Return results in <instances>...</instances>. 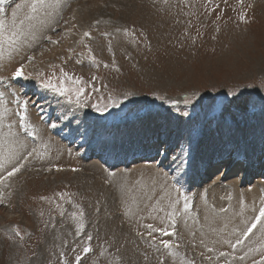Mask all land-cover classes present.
Returning a JSON list of instances; mask_svg holds the SVG:
<instances>
[{
    "label": "rangeland",
    "instance_id": "374dc122",
    "mask_svg": "<svg viewBox=\"0 0 264 264\" xmlns=\"http://www.w3.org/2000/svg\"><path fill=\"white\" fill-rule=\"evenodd\" d=\"M31 3L5 0L0 12V133L2 127L17 132L27 150L37 147L44 155L30 158L0 186V264H76V255L82 264H159L161 255L166 264H264L259 226L235 248L225 242L235 243L264 202V188L255 187L264 182V0H45L35 13ZM124 29L136 32L135 43ZM85 31L91 35L84 37ZM29 56H35L26 69L32 76L16 80L13 71ZM113 58L118 72L104 67ZM61 69L82 78L88 106L76 109L42 87V81L57 82ZM23 99L33 110L28 123L35 138L18 126L15 102ZM92 104L107 110L97 112ZM73 109L71 122L61 119ZM223 130L235 142L232 149L219 138ZM47 135L60 139L58 154L46 149ZM210 137L217 151H206ZM142 151L156 157L130 160ZM241 154L259 176L231 185L239 175L224 173L227 162L218 158L229 155L227 165L236 159L232 167L240 169ZM218 168L220 179L206 176ZM63 192L69 196L61 199ZM185 197L190 208L182 224ZM173 212L176 225L169 219ZM205 217L216 223L210 226L221 241L202 238L211 234ZM149 224L175 228L171 237L152 235L178 244V255L150 247ZM86 246L90 253H83Z\"/></svg>",
    "mask_w": 264,
    "mask_h": 264
},
{
    "label": "snow or ice",
    "instance_id": "6c2138e0",
    "mask_svg": "<svg viewBox=\"0 0 264 264\" xmlns=\"http://www.w3.org/2000/svg\"><path fill=\"white\" fill-rule=\"evenodd\" d=\"M5 0H0V12L4 11L3 5H4ZM241 3H243V0H240ZM45 4V0H32V3L30 5L31 11L33 13H35L38 8L43 7ZM21 7V5L17 4L16 8L19 9ZM17 12L14 9L12 11V17H13V21H15ZM28 19H32L31 16L27 17ZM240 19L244 20L245 19V14L242 12L240 14ZM21 24H23V21H21ZM4 28V22L2 20H0V31H2ZM54 31V29H53ZM117 32H120L121 29L117 28L116 29ZM126 35L133 37V43L136 42V32L135 31H130L128 29H124L123 30ZM82 35L84 37H88L91 35V33L85 31L82 33ZM103 35L105 36H109L110 33H103ZM141 35H143V33H141ZM17 36V33L13 32L12 36L9 37V39L15 43V37ZM45 39H47L49 42L56 44L58 43V41L53 40L52 36H46ZM150 46V45H149ZM108 50L112 51V43L111 40L108 41ZM92 52V49L89 48V53ZM35 59V56H29L27 57V61L28 63H20L18 67L15 68V70L13 71L12 75L14 77H24L25 79L29 78L32 76L31 72H26V69L28 67V64L31 63L32 60ZM90 59L93 60V62H96V57L95 56H90ZM104 67L108 68V67H114L115 70L118 72L120 71L119 67H116V61L113 58L111 65L109 64H104ZM61 78L57 81V82H53L52 79H48L46 81H42V87L45 89H48L54 93H56L57 95L61 96V97H66L67 101L69 102V104H73L75 106L76 109L78 108H83L88 106L87 104V98H86V93H85V89L83 87H80L79 85L82 83V78L80 77H72L70 76L67 72H63V70L61 69ZM68 81H72L73 84L77 85L76 87H71V86H67V82ZM3 93H0V96H2ZM228 95H232L235 96L236 93L233 92H229ZM241 95H243L241 93ZM188 101H185V103H187ZM19 103V102H18ZM28 104L29 101L25 100L23 101L22 104H19V107L23 109V111L19 112V116H20V120L19 123L21 126H23L25 128V130L27 131L28 128L30 127L27 122H26V113H27V108H28ZM91 107L95 108L97 112L100 111H106L107 110V106H105L104 108H101L98 104H92ZM5 111H7V109H5ZM73 110H69L68 112H66L61 119H65V120H69L70 121V117H72L73 115ZM185 115H187V113H185ZM74 118V117H73ZM52 127H55V124L51 125ZM29 135L33 136L34 138L36 137V130L33 128L31 131L28 132ZM19 147L21 149L26 150V154H22V155H18L16 152L9 150L6 153H0V169H3V173L2 175H0V186H3L5 184V181H8L11 177L15 176L17 173L21 172V170H23L26 165L30 162V158H35V157H43L44 153L41 152L39 150V148L37 147H32L31 150H27V145L24 144L22 141L19 142ZM8 165H10V167H8ZM59 170V169H58ZM49 171H51V169H49ZM59 196L61 199H64L65 197H68L69 194L66 192L63 193H59ZM40 199H48L47 197H40ZM185 203H184V209L187 210L190 208V204L188 203L187 197L184 198ZM175 203H178V201H176ZM175 203H173L172 207L175 208ZM59 206V205H58ZM77 208H79V205H76ZM223 211V209L221 210ZM61 215H63V212H61ZM73 215L75 216L76 213H73ZM84 215L83 210L81 209L79 212V216L82 218ZM174 215L175 213H170L169 214V219L172 220V223L175 224V220H174ZM246 227L240 231V236L239 238L236 239L235 243L233 244L231 241H225L226 243L231 244V246L233 248L236 247V245L242 244L243 243V239L247 238L249 236L250 233L253 232L254 229L257 228V226H259L260 231L262 233H264V202H262L261 206L259 207L257 214L251 219V221H245ZM84 225L81 223L78 225L79 229H83ZM150 231L147 233V235L149 237H151L152 239V243L150 244V247L156 249L157 252H160L161 248L166 250V254L175 257L176 255H178L176 249L179 247L178 244L174 243L170 238L169 239H160L158 242L156 240V237L153 236V232H159L161 233L162 236H166V237H171L173 235H176V231L175 228L173 227L171 231L161 227V228H155L153 227V225L149 224L146 226ZM16 235H20L19 230H16ZM138 235L143 236V233H138ZM22 239V237H21ZM92 239L91 236L88 237V240L90 241ZM201 243H203V241H201ZM83 253L87 254L90 253L92 251V249L90 247H84L82 249ZM213 249H209V252H212ZM226 253L225 252H220L219 256L223 257L225 256ZM145 259H148L147 253H145ZM208 260H211L212 257L208 256L207 257ZM241 259H243V257H241ZM75 261L76 264H82V259L80 255H76L75 256ZM159 264H166V261L164 259V256L161 255L159 257ZM187 264H195L194 260H189L187 262ZM255 264V262H254Z\"/></svg>",
    "mask_w": 264,
    "mask_h": 264
},
{
    "label": "bare ground",
    "instance_id": "6f19581e",
    "mask_svg": "<svg viewBox=\"0 0 264 264\" xmlns=\"http://www.w3.org/2000/svg\"><path fill=\"white\" fill-rule=\"evenodd\" d=\"M40 16V15H39ZM43 25H45V23L43 24ZM42 28H43V26L42 27H38V28H36V29H39V30H42ZM23 29V28H22ZM37 33H39L38 31H36ZM36 33V34H37ZM39 39V37H38V35H36V39L34 38L33 40H38ZM6 45V44H5ZM1 104H4V103H1ZM1 111V110H0ZM55 111V110H54ZM0 114H2L1 112H0ZM42 115V114H41ZM6 121V120H5ZM42 122V121H41ZM0 123H2V119L0 120ZM40 125V124H39ZM56 126V125H55ZM0 127H1V125H0ZM37 127V126H36ZM42 127H44V126H42ZM13 128V127H12ZM40 128V127H39ZM55 128V127H54ZM60 128V127H59ZM77 128V127H76ZM2 133H0V143L5 147V148H3L2 147V153H6V152H8L9 150H11V151H14V152H16L18 155H21V152H25L26 150H24V149H21L20 147H19V142H23L24 144H26L27 145V148L29 147V144H28V142L26 141V140H18L17 139V136H16V134H17V132H16V134H15V132L14 131H12V130H10V129H5L4 127H2ZM53 130V129H52ZM81 131V130H80ZM1 132V131H0ZM39 132V131H38ZM154 132H156V130H154L151 134L154 136L155 134H158V133H154ZM228 132V130H223V131H221V135L219 136V138H222V141H225L226 143L224 144V145H226L227 144V148H231L232 146V144H234L235 142L233 141L232 142V140H229V139H225L224 138V136H225V133H227ZM10 133H12L13 135L12 136H10L9 138H7L8 136H9V134ZM40 134V133H39ZM42 135H45V134H42ZM41 135V136H42ZM50 135V134H49ZM148 136H151L150 134L148 135ZM161 136H163V135H161ZM69 137V136H68ZM261 137H262V135H261ZM60 138V137H59ZM219 138H217V139H219ZM59 140L60 139H58L56 136L54 137L53 136V138H51V137H49L48 135L46 136V149L47 150H49V151H52V152H54V153H59L60 152V150H58V146H61V144H58V143H60L59 142ZM215 140V139H214ZM214 140H212V138L210 137V140H209V142H208V146L206 145V151H209V150H211V151H217V149H219L218 148V141H217V144L215 143H213V142H215ZM259 140V139H258ZM71 141V140H70ZM196 141H198V140H196ZM261 141V140H260ZM211 143V144H210ZM210 144V145H209ZM198 145V144H197ZM262 145V144H261ZM137 146V145H136ZM169 146H172L173 148H174V146L171 144H169ZM1 147V146H0ZM102 147V146H101ZM171 147V149H173ZM44 148V147H43ZM95 148V147H94ZM168 148L169 147H167V150H168ZM226 148V149H227ZM60 149V148H59ZM232 149V148H231ZM254 150V149H253ZM229 151V149L228 150H226L225 152H228ZM225 152H223V154L225 153ZM230 152V151H229ZM234 154V153H233ZM57 156V155H56ZM141 156V155H140ZM236 161V159L234 160V161H232L230 164V166L228 165L227 166V169L224 171L226 174H228L229 176H230V173L228 172L229 170H234V169H237L235 166V168L234 167H232V164H234V162ZM239 161V160H238ZM264 163V162H263ZM234 165H237L236 163L234 164ZM259 165V164H258ZM257 165V166H258ZM239 167V166H238ZM253 168V167H252ZM239 169V168H238ZM262 169H264V168H262ZM261 169V170H262ZM257 170V169H256ZM221 172H222V170H221ZM228 172V173H227ZM243 172V171H242ZM222 174V173H221ZM220 173L218 174L219 176H213L216 180H218V179H220V175H221ZM206 176H208V175H206ZM231 176H233V174H231ZM238 178V180L237 181H232V182H235V183H230L231 185H237V183L241 180V178H242V175L241 176H239V177H237ZM261 179V178H260ZM229 183V182H228ZM170 186V185H169ZM219 186H226L225 185V183H222V184H220ZM259 186H262L263 188H264V182H262V183H256V185H255V187H259ZM171 188H174L173 186L171 187ZM166 189H168L169 190V188H166ZM176 189V188H175ZM134 191V190H133ZM167 192V191H166ZM171 192V191H170ZM258 191L256 190V189H250V190H248V194H251V195H253V194H256ZM128 193V192H127ZM174 193V192H173ZM172 193V194H173ZM169 195L167 196V200H169L168 198H170V196H171V193H168ZM178 194V193H177ZM162 195V194H161ZM182 194H180V196H181ZM144 197V196H143ZM159 197H160V195H159ZM162 197H164V196H162ZM165 198V197H164ZM172 198V197H171ZM174 198V197H173ZM172 198V200H169L170 202H173V201H175L174 199ZM179 198V197H178ZM151 199V198H150ZM159 199V198H158ZM162 198H160V200H159V203H161V201L163 200H161ZM253 199V198H252ZM167 200H163L164 202L166 201L167 202ZM178 200V199H177ZM145 201V200H144ZM168 201V202H169ZM256 201V200H255ZM135 202V201H134ZM148 202V201H147ZM158 203V202H157ZM167 204V203H166ZM156 206H157V204H155ZM159 205V204H158ZM177 205V204H176ZM160 206H161V204H160ZM163 206V205H162ZM165 206V205H164ZM163 206V207H164ZM170 207V206H169ZM177 207V206H176ZM165 208H167V207H165ZM171 208H173V207H171ZM162 209V208H161ZM184 209V208H183ZM174 212H176V211H174ZM207 212H208V210H207ZM156 214V213H155ZM178 214H180V213H178ZM175 215H176V213H175ZM174 215V216H175ZM188 216H189V212L187 211V210H185V211H183V213H182V216H178V218L179 217H181L182 218V224H183V218H187L188 219ZM207 216H208V213H207ZM211 217V218H210ZM210 217H208V218H210V219H216V218H214V217H212L211 215H210ZM206 218V217H205ZM187 219H186V221H187ZM210 219H205L206 220V222H205V226H206V229H208V230H211V234H207V235H202V238L204 237L205 239H207L208 237L210 238V239H214V241H217L220 237H219V232H217L216 230H214V229H211V224H216V223H214L212 220H210ZM181 220V219H180ZM185 220V219H184ZM210 220V221H209ZM177 221H178V219H177ZM216 221V220H215ZM179 222V221H178ZM185 224V223H184ZM176 225V224H175ZM180 225H181V223H180ZM186 225V224H185ZM188 226H189V224H188ZM186 226H184L183 228H185ZM192 227V226H191ZM223 227V226H222ZM221 227V228H222ZM171 228V227H170ZM182 228V227H181ZM188 228V227H187ZM218 228H220V227H218ZM223 229V228H222ZM186 230V229H185ZM191 229H189V231H190ZM218 230V229H217ZM227 230H230V229H227ZM219 231V230H218ZM221 231V230H220ZM222 231H224V229L222 230ZM190 232H192V231H190ZM229 232V231H228ZM188 233V232H187ZM259 233H261V234H264V233H262L261 231L259 232ZM191 234H193V232L191 233ZM221 234H222V232H221ZM220 234V235H221ZM260 235V234H259ZM231 237V236H230ZM262 237V236H261ZM201 238V239H202ZM203 238V239H204ZM209 239V241L210 242H212L211 240ZM220 239H222V238H220ZM219 239V240H220ZM200 241V240H199ZM208 241V240H207ZM221 241V240H220ZM264 241V240H263ZM204 242V241H203ZM206 242V241H205ZM209 242V243H210ZM212 243H214V242H212ZM212 243H210V244H212ZM215 244V243H214ZM200 245H204V243L203 244H201L200 243ZM216 245V244H215ZM258 249H264V242L259 246V248ZM254 254H256L255 252H254ZM253 254V255H254ZM250 256H252V255H250ZM246 257V256H245ZM238 264V263H237Z\"/></svg>",
    "mask_w": 264,
    "mask_h": 264
}]
</instances>
